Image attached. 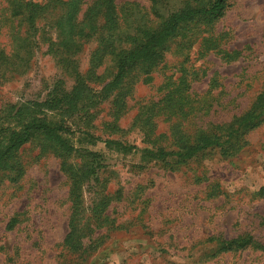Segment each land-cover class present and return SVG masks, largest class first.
Segmentation results:
<instances>
[{
    "label": "rangeland",
    "instance_id": "rangeland-1",
    "mask_svg": "<svg viewBox=\"0 0 264 264\" xmlns=\"http://www.w3.org/2000/svg\"><path fill=\"white\" fill-rule=\"evenodd\" d=\"M97 1L80 0L78 18ZM112 1L119 28L127 29L123 45H137L140 30L156 24L151 1ZM185 1L170 0L162 12ZM228 1L222 18L190 23L106 95L117 68L109 57L91 63L105 6L76 67L66 70L49 34L25 40L12 1L0 0V154L9 129L41 115L53 91L72 93L78 78L90 85L82 108L46 116L64 119L70 154L37 136L0 168V264H264V119L188 161L143 158L147 147L171 149L214 132L225 141L235 118L264 96V0ZM63 164L81 177L76 205ZM74 212L76 232L67 241ZM245 237L249 246L219 252L223 240Z\"/></svg>",
    "mask_w": 264,
    "mask_h": 264
},
{
    "label": "trees",
    "instance_id": "trees-1",
    "mask_svg": "<svg viewBox=\"0 0 264 264\" xmlns=\"http://www.w3.org/2000/svg\"><path fill=\"white\" fill-rule=\"evenodd\" d=\"M11 1L13 14L19 15L21 22L26 26L23 34V36H26L24 39L29 40L39 30H41L42 34L45 33L42 38H47V34H49V39H47L50 41L49 49L54 52V55L66 70L73 65L75 66L76 57L83 49V40L89 38L95 31L94 14L100 12L99 8L101 6H105L106 22L102 26V33L99 35L100 44L93 54L91 63L94 68L98 59L100 61L109 57L110 62L114 63L117 68V72L114 73V79L105 87L104 94L106 95L114 92L120 86V79L128 69L138 67L143 70L142 66H144L145 62L148 59L159 56L165 43L184 27L193 22L211 23L217 21L225 15L231 6L228 0H186L183 7L163 13L162 9L165 3L170 0H150L152 3L151 11L157 18L156 24L140 30L143 41L137 38V45L126 47L123 43L127 29L123 31V29L119 28V21L112 0H98L94 3L93 9L88 11L83 19H79L77 16L80 0H48L41 3L32 0ZM59 9H61L62 14L58 13ZM62 9L66 10V12L62 11ZM40 18L44 22L42 27L37 25V21ZM53 35H55L54 38ZM93 74L90 71L87 75V77L89 76L88 83L92 80L90 76H94ZM88 86L90 85L78 78V83L73 88L75 90L72 93L62 95L53 91L52 96L44 103H41V115L33 116L32 119L23 118L19 121L18 127L9 129L11 131L7 144L2 148V153L0 154V168L10 167L9 163L6 164L8 155L37 136H44L54 141L64 153L70 154L74 150V146L63 136L65 131L64 119L56 123L47 120L46 116L51 114L62 117L66 114L70 115L75 109L79 108L80 103L84 104V99H87L88 96V93L86 96L84 95V90H87L85 88ZM89 100L92 101V97H89ZM80 108L82 107L80 106ZM262 119H264V96L260 100L258 99L247 112L235 118L230 130L224 134L227 136L225 141L221 139L223 135L214 132L203 135L196 142L171 149L147 147L144 149L143 158L150 161H188L208 148L222 146L224 143L229 142L231 137L242 132L241 130L247 129ZM104 142L107 145H115L126 151L135 148L114 140H104ZM63 168L71 179L70 194L73 203L76 205L80 194L81 177L78 176L73 166L63 164ZM5 170L11 171L9 169ZM92 170L96 169L92 167ZM71 219V231L67 236V241L72 240V235L76 232V229H74L75 212ZM251 242V237L225 239L221 242L219 252L245 248Z\"/></svg>",
    "mask_w": 264,
    "mask_h": 264
}]
</instances>
